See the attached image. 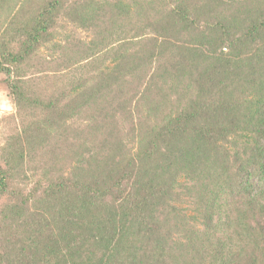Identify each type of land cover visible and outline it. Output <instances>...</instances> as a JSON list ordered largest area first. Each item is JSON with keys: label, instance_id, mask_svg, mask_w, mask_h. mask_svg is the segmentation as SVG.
Here are the masks:
<instances>
[{"label": "trees", "instance_id": "trees-1", "mask_svg": "<svg viewBox=\"0 0 264 264\" xmlns=\"http://www.w3.org/2000/svg\"><path fill=\"white\" fill-rule=\"evenodd\" d=\"M11 2L0 0L9 15L0 23V74L11 77L17 113L32 111L36 121L2 150L0 264H264V225L247 217L264 206V0ZM161 4L167 10L151 18ZM140 18L153 37L115 49L91 79L48 99L28 95L17 79L55 43L62 21L103 36L122 19ZM166 57L176 63L171 90L187 77L193 95L178 98L162 123H143L135 153L105 139L80 154L69 175L25 192L20 182L35 149L53 146L55 135L66 147L73 118ZM149 99L155 115L161 105ZM183 194L194 215L181 207ZM12 226L19 248L5 234ZM59 240L69 245L59 251Z\"/></svg>", "mask_w": 264, "mask_h": 264}, {"label": "rangeland", "instance_id": "rangeland-1", "mask_svg": "<svg viewBox=\"0 0 264 264\" xmlns=\"http://www.w3.org/2000/svg\"><path fill=\"white\" fill-rule=\"evenodd\" d=\"M13 1L9 4L10 6H13ZM167 5H157L150 12V17L155 18L158 12H165ZM144 6L148 12L146 4ZM2 12H0L1 24L5 23L9 16L7 15L8 6ZM132 20H137V18ZM61 24L55 43L41 48L38 54L24 63L18 71L22 77L17 79L24 82L26 88L24 91L34 98H51L52 94L56 96L58 92L72 83L76 84L93 78L101 69L110 66L115 49L132 44L138 46L146 38L153 37L150 35L153 33L146 27L142 18L136 22L122 19L116 23L114 29L103 33V36H99L95 31L83 30L69 22L62 21ZM91 43L96 46L94 51H88ZM175 64L172 57L158 59L128 78L126 83L105 92L98 101L92 103L88 110L68 123L65 131L66 135L69 134L66 147L55 135L51 140L53 146L50 145L48 149L45 148L42 151L39 148L35 149L37 153L30 155L28 168L26 167L29 179L24 181L25 183L20 180V186L28 193L36 183L45 185L48 179L55 180L63 172L69 175L68 171L73 169L71 168L73 161L78 160L77 157L80 154L87 156L93 149L100 150L105 139L111 137L115 138L112 142H122L127 151L135 153L141 136L142 124L154 125L157 122L156 119L162 123L171 106L177 105L178 98L185 95L190 98L193 95L190 90L193 88L189 87L187 77L183 78L184 85H181L180 89L171 90L173 81H176L170 74H173ZM15 72L17 74V71ZM10 78L6 73L0 74V168L4 167L1 154L8 139L12 136L23 135L25 130H29L30 124L36 121V115L32 111L17 113L14 99L7 85ZM144 95H147L146 99ZM151 96L158 105H161V109L155 115L149 109L148 101ZM120 98L128 99L126 107L115 102ZM70 157L71 160L68 159ZM20 196L21 194H18V197ZM182 198L181 207L194 215L193 202L189 201V197L184 194ZM6 203L7 199L0 200V212ZM261 203L264 205V201ZM261 207L264 206H257L258 210L255 214H246L250 222L256 220L264 225V212ZM12 227L15 228L6 231L5 234L11 241L16 242L19 248L17 226ZM24 239H26L25 235L18 241ZM60 241L61 243H56L59 251L69 245L68 242ZM55 247L51 245L50 248ZM57 260H60V254Z\"/></svg>", "mask_w": 264, "mask_h": 264}]
</instances>
